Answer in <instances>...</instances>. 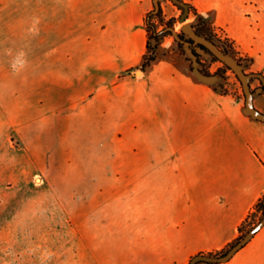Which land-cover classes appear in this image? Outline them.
<instances>
[{"label": "crops", "instance_id": "obj_1", "mask_svg": "<svg viewBox=\"0 0 264 264\" xmlns=\"http://www.w3.org/2000/svg\"><path fill=\"white\" fill-rule=\"evenodd\" d=\"M156 1L0 0V85L8 83L14 55L22 68L26 63L39 71L46 55L49 67H55L57 54L77 52L72 39L103 37L111 45L126 43L130 52L140 33L142 63L146 15ZM184 3L223 27L250 58L252 69L264 76V0ZM25 55H32L31 60ZM139 72L144 77L114 101L123 105L121 112L144 113V138L114 148L113 164L133 167L134 180L145 182L144 220L118 225L108 238L95 237L90 231L105 228L89 222L72 227L86 233L66 246L71 251L66 264H188L194 254L233 241L264 195V118L252 109L254 103L264 112L260 88L247 98L224 93L219 75L192 69L176 51L159 55ZM40 115L20 113L23 134L35 132L29 120ZM48 226L47 233L39 226L31 238H17V253L4 255L2 262L57 264V228L55 223ZM214 264H264V224Z\"/></svg>", "mask_w": 264, "mask_h": 264}, {"label": "rangeland", "instance_id": "obj_2", "mask_svg": "<svg viewBox=\"0 0 264 264\" xmlns=\"http://www.w3.org/2000/svg\"><path fill=\"white\" fill-rule=\"evenodd\" d=\"M160 1L164 13L153 20L151 32L164 27L172 31L160 42V56L180 52L199 67L188 43L193 32L184 26L203 21L216 43L236 51L232 69L217 77L220 90L239 96L248 90V82L257 90L261 83L264 86L260 72L252 69L250 58L223 27L186 3ZM141 42L138 33L129 52L126 43L111 45L103 37L72 39L77 52L57 54L55 67H49L46 55L47 63L39 71L26 63L22 68L19 55L13 56L8 83L0 85V264H6L4 255L17 253L13 246L17 238H31L37 232L34 227L45 229L43 234L50 223L56 224L57 264H66L71 257L66 246L86 233L72 227L89 222L105 228L90 231L95 237L108 238L114 227L144 220L145 182L134 180L133 167L113 164L114 148L141 141L145 134L144 113L121 112L123 105L114 101L144 77L137 69ZM197 50L211 60L208 52ZM25 57L31 60L32 55ZM222 62H213L212 68ZM20 113H41L29 120L34 133L23 134Z\"/></svg>", "mask_w": 264, "mask_h": 264}, {"label": "trees", "instance_id": "obj_3", "mask_svg": "<svg viewBox=\"0 0 264 264\" xmlns=\"http://www.w3.org/2000/svg\"><path fill=\"white\" fill-rule=\"evenodd\" d=\"M175 1L177 2L178 6L179 4H184V0ZM163 13V5L160 0H157L154 2L152 9H150L146 15V25L148 29L147 50L144 53V59L141 65L137 68L139 71L146 70L153 63V61L156 60V58L159 56L157 49L159 48L161 40L164 37L172 34L171 29L165 27L160 30L155 29L153 32H151L153 20L162 17ZM171 20L173 19H169L170 22ZM210 30V26L203 21H199L196 25H192L193 36L189 37L188 43L191 46V51L195 56L196 62L200 65L197 68L202 74L205 76L220 75L225 77L228 70L232 69L233 63L235 62L234 54L236 51L231 45L230 47H224L223 45L216 43ZM152 38L156 40L155 44H153ZM198 47L211 55L210 61L202 56V53L197 50ZM222 60L224 61L222 62ZM217 61H221L223 64L219 65L216 69H213L212 63ZM236 63L238 64V61ZM190 66L192 69L196 68L193 63H191ZM260 74L264 79V76L261 72ZM241 83L244 85L243 81H241ZM246 85L248 90L244 88L243 95H239L238 97L247 98L257 91V89L251 87L250 82H248ZM220 87H222L221 84ZM222 92L229 93L227 89L222 90ZM260 92H264V86L262 83L260 85ZM252 109L259 117L264 118V112L259 110L254 105V103H252ZM262 224H264V195L256 202L252 211L240 225L239 235L233 241L221 249L213 251H200L194 254L188 264H214L228 258L240 247H242L250 239V237L254 235V233Z\"/></svg>", "mask_w": 264, "mask_h": 264}, {"label": "water", "instance_id": "obj_4", "mask_svg": "<svg viewBox=\"0 0 264 264\" xmlns=\"http://www.w3.org/2000/svg\"><path fill=\"white\" fill-rule=\"evenodd\" d=\"M184 28H185L186 30H188V31H191V30H192V26H190V25H185Z\"/></svg>", "mask_w": 264, "mask_h": 264}]
</instances>
